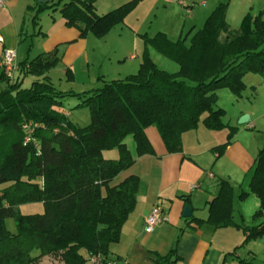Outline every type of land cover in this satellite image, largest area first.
<instances>
[{"label":"trees","instance_id":"1","mask_svg":"<svg viewBox=\"0 0 264 264\" xmlns=\"http://www.w3.org/2000/svg\"><path fill=\"white\" fill-rule=\"evenodd\" d=\"M138 1L98 14L95 0H69L59 11L64 25L75 27L79 37L90 33L101 38L122 23ZM48 7L35 0V6L27 8L35 11V24L38 13ZM226 8V3L215 6L189 42L186 38L193 28L176 40L162 32L150 38L144 34L135 73L103 80L100 86L82 92L53 87L47 72L59 61L57 47L18 62L20 73L35 77L29 87L2 74L7 85L0 90V184L7 185L0 189V264H34L59 251L63 264H91L92 256L108 259L110 244L118 242L121 227L135 207L139 185L136 175L111 183L135 161L125 144L127 136L134 141L136 156L153 154L145 134L153 126L167 153H177L182 134L201 121L209 130L231 129L226 141L213 148L218 154L223 152L235 127L223 120V109L215 106L216 91L227 87L239 94L243 75L264 77L261 13H246L233 30L225 21ZM149 47L176 62L177 70L158 67ZM65 75L72 79L70 68ZM66 96L76 97L77 105L88 108L87 125L78 127L62 113ZM28 122L33 140L24 142L22 124ZM114 147L118 158L104 159L102 151ZM248 189L259 200V208L251 216L253 225L233 222L232 187L225 180L219 182L217 194L209 201L207 217L189 219L215 228L240 227L244 239L235 249L264 236V145L255 156ZM247 194L241 192L238 197ZM31 202H41L43 211L20 213L19 205ZM7 218H13L14 232L5 226ZM228 254L234 256L235 250ZM236 259L238 264H257L252 259ZM153 261L175 264L172 255Z\"/></svg>","mask_w":264,"mask_h":264},{"label":"crops","instance_id":"2","mask_svg":"<svg viewBox=\"0 0 264 264\" xmlns=\"http://www.w3.org/2000/svg\"><path fill=\"white\" fill-rule=\"evenodd\" d=\"M128 1L130 0H95L94 6L95 10H99L98 7L102 6L99 14H103ZM145 1L139 0L133 10ZM150 1L169 2V0ZM208 3L206 0H201L200 5L206 9ZM219 3L223 2H217L211 8L214 9ZM232 3L233 0L228 2L225 12V21L230 29L237 30L243 16L248 12L253 16L260 12L261 18L264 19V0H241V3H238L239 6L235 7L233 11V21L229 25V8ZM246 3L251 4V6H245ZM29 6L34 7L35 3L30 0L25 2L23 0H0V16L5 15L4 18L0 19V36L2 38L0 57L5 48L15 50V46L22 37L24 13L30 11L27 10ZM205 9L200 11L205 16L204 20L213 10ZM192 16L193 14L190 18ZM176 22L177 19L173 28L162 27L157 32L164 33L169 40H176L182 36L183 27L180 19ZM191 28H193L191 33L196 30L195 25H191L188 30ZM110 31L103 36L104 39L108 37ZM171 31L173 33L170 34L176 36V39L169 37ZM53 33L59 34V37L54 41L55 43L70 42V45L76 46L72 52V59L69 57L66 63V67L71 70L77 61H83L82 58L85 55L88 56L89 49L91 54L95 51L90 45V33L81 38L77 29L63 26V24ZM137 37L141 38L136 33L132 38L133 43ZM142 40V48L138 49L137 46H133L127 49L125 51L127 56L123 58L128 59L130 63H136V60L140 63L144 38ZM153 51L156 50L149 47L150 57ZM151 59L153 60L152 57ZM21 60L23 59L16 56V63ZM117 60L119 63L122 61L120 57ZM85 63L90 64L89 61ZM139 63L134 65L132 70L137 71ZM117 74L120 75V71ZM248 75L250 74H245L243 78L248 77L247 79L250 80L252 76ZM72 76V79L68 80L71 83L75 81V74L72 73ZM17 78L22 80L21 87L23 88L29 87L35 79L31 75H23L20 72ZM261 79V82H264V77L261 76ZM6 85L7 82L0 68V90L4 89ZM215 106L224 108L217 104V101ZM231 107L235 111L232 112L229 125L235 127V133H233L230 143L220 154L213 148L226 141V130H209L203 126L201 121L195 129L182 134L181 151L177 153H167L159 133L153 126L145 129V134L153 148V154L136 156L132 137L125 138V144L135 161L130 167L121 171L111 183H118L128 175H136L139 178V185L135 196V207L121 227L119 240L109 246V260L115 261V264H154V259L172 255L175 264H221L223 257L222 264H238L236 257L252 259L256 263L260 260L258 258L260 256L262 259L259 262H264V257L259 254V250L264 253V236L250 240L235 249L244 239L240 227L233 225L215 228L205 222L198 224L189 219L192 216L200 219L207 217L209 201L217 194L219 182L225 180L232 187L233 222L240 226L254 224L251 216L259 208V200L255 195L249 193L248 183L255 156L258 149L264 145V139L252 131L257 117L249 114L248 123L239 126L236 119L247 111L239 107V104H231ZM61 111L68 117V112L63 109ZM205 115L206 113L202 114L201 119ZM102 156L104 159L109 156V159L114 160L113 158H118V152L114 148L103 150ZM241 192H248V194L245 198L240 199L238 196ZM185 202L189 204L191 209V216L187 218L181 216ZM155 204L162 207L165 220L155 225L147 233L144 231V218ZM261 220H264V217ZM257 245H260L258 249L256 248ZM233 250H235L234 256L225 255Z\"/></svg>","mask_w":264,"mask_h":264},{"label":"rangeland","instance_id":"3","mask_svg":"<svg viewBox=\"0 0 264 264\" xmlns=\"http://www.w3.org/2000/svg\"><path fill=\"white\" fill-rule=\"evenodd\" d=\"M23 1L25 2L27 0ZM30 1L35 3V0ZM68 1L69 0H48L46 3L51 7H48L47 9L38 13L36 24L32 21L35 11L30 10L27 13H24L25 21L21 29L22 37L18 44L15 46V53L19 59H31L39 53L49 52L57 47V56L59 58V61L48 73L49 79L53 87L57 91L82 92L100 86L103 81L102 79L112 80L124 78L125 75L134 73L136 70H132L133 66L139 63L137 62V60L136 63H130L128 59L123 58L127 56L125 51L133 46H137L138 49L142 48V38H144V34L146 36H151L155 35L157 31L162 29V27L173 28L175 20L177 19L178 22L180 19L183 25L182 35H184L191 25H195V29L200 28L205 17L203 16V12L200 13L201 10L205 9V7H202L200 5L201 0H181L184 3L183 6L178 3L179 0H169V2H154L146 0L137 9L132 10L125 17L122 23L115 25L107 35L108 37H105V39L103 37H101L102 39L95 37L92 34L89 36L91 42L90 45L95 49V51L93 54H91V51L89 49L88 56L85 55L82 58L83 61H77V63L71 70L73 71L72 73L75 74V81L71 83L66 79L65 70L67 68V60L69 57H71L72 59V52L76 49V46L70 45V42H61L58 44L57 42L55 43L54 41L59 37V34L53 33L62 24L63 26H65L59 9L63 3ZM206 1L209 3L205 10H207L208 8L213 9L211 7H214V4L217 2L226 3L228 6V2L230 0ZM238 3H241V0H233V3L230 5L228 20L229 25H231V21H233V11L235 10V7L239 6ZM186 5L191 9V14H188L186 12ZM245 6L250 7L251 4L246 3ZM101 7H98L99 10H96L98 14L100 9H102ZM192 14L193 16L192 18H190ZM4 17L5 15H3L2 17L0 16V19ZM136 33L139 34L141 38L137 37L135 42L133 43L132 38ZM170 33L173 32H169V37L172 39L173 37H175L176 39V36H173V34ZM192 33L187 36V42H189ZM118 57L122 59L120 63L117 62ZM151 57L153 58V61L157 63L158 67L166 71L173 72L178 68L176 62L169 58H166L156 51H153ZM86 61H89L90 64L87 65L85 63ZM119 71L120 75L117 74L119 73ZM246 74H250L248 76L252 77H250V80L247 79L248 77L242 78V81L244 80L245 84L240 90L239 94L234 93L227 87L220 88L216 91L217 104L224 107L223 120L228 124L229 122H231L232 112L234 113L235 111L233 107H231V104H239V107L247 111L244 112V114H251L252 116L257 117L252 131H254L255 134H258L260 138L264 139V82H261V75L257 73ZM18 75L19 71L17 68L14 77L10 80L13 81L18 77ZM99 76L101 79H98ZM251 78L254 79L252 80ZM78 102L79 99H77L76 97L66 96L62 101V109L65 112L69 113L68 118L72 123H74L78 127H83L89 123L90 114L88 108L86 106L77 105ZM240 116L236 119L237 122ZM244 124L238 125L242 126ZM221 129L226 130L227 135L231 130L228 127H224ZM233 132L235 133V130ZM127 137L131 136L129 135ZM114 149L116 150V152H118L117 148L114 147ZM105 159H109V156H107ZM6 185V183L0 184V189L5 187ZM18 208L20 213L22 214L41 213L43 211L41 202L23 203L20 204ZM5 226L9 229V231L14 232L15 224L13 218L5 219ZM259 247L260 245L256 246L257 249ZM59 252L56 255L43 256L34 264H63L60 256L58 255ZM259 254L262 255L261 257H264V253H262L260 250ZM258 258L260 260L262 259L260 258V256H258ZM259 261H256V263L264 264V262Z\"/></svg>","mask_w":264,"mask_h":264},{"label":"built area","instance_id":"4","mask_svg":"<svg viewBox=\"0 0 264 264\" xmlns=\"http://www.w3.org/2000/svg\"><path fill=\"white\" fill-rule=\"evenodd\" d=\"M179 4L183 5L184 3L182 1H178ZM186 12L188 14H191V9L188 8L189 6H186ZM0 41H2V38L0 36ZM0 68L2 70V74L8 78L11 79L14 77V74L17 70V63H16V53L15 50L12 48H5L2 51V55L0 57ZM22 129L25 132L24 136V142L33 140L31 138L32 133V125L30 122L23 123ZM210 176V174H209ZM194 187V186H192ZM165 220V217L163 215V209L159 204H155L148 215L144 218V231L150 232L153 227L162 221ZM91 264H115V261L109 260L100 256H92L90 258Z\"/></svg>","mask_w":264,"mask_h":264},{"label":"water","instance_id":"5","mask_svg":"<svg viewBox=\"0 0 264 264\" xmlns=\"http://www.w3.org/2000/svg\"><path fill=\"white\" fill-rule=\"evenodd\" d=\"M38 3H46L48 0H36ZM248 121V115L247 114H243L240 116V118L238 119V124H244ZM181 216L183 218H187V217H190L191 216V209H190V206L187 202H185L183 204V208H182V213H181Z\"/></svg>","mask_w":264,"mask_h":264}]
</instances>
